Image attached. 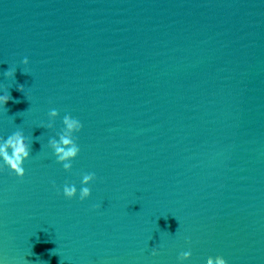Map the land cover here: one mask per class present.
I'll return each mask as SVG.
<instances>
[{"label":"water","instance_id":"water-1","mask_svg":"<svg viewBox=\"0 0 264 264\" xmlns=\"http://www.w3.org/2000/svg\"><path fill=\"white\" fill-rule=\"evenodd\" d=\"M7 92L31 151L0 168V264H264V0H0Z\"/></svg>","mask_w":264,"mask_h":264},{"label":"clouds","instance_id":"clouds-1","mask_svg":"<svg viewBox=\"0 0 264 264\" xmlns=\"http://www.w3.org/2000/svg\"><path fill=\"white\" fill-rule=\"evenodd\" d=\"M21 63L27 65L28 58L24 57ZM16 69H7L4 74L5 76H15ZM27 74V72H23ZM24 85L17 84V90L23 92ZM13 99L10 92L0 95V104L5 105L9 100ZM58 115L56 109H51L48 112L49 122L47 127H52V118ZM63 128L57 133V137L49 138L48 145L53 150V155L56 157V161L62 164L65 171L71 169V161L79 153L80 149L76 143L77 137L74 133H78L82 128V123L70 114H65L62 118ZM28 138L19 129L12 132L6 138L0 137V159H2V166L0 168H7L10 174H14L18 178H22L25 174V168L23 163L30 155V145L27 142ZM95 179V173L87 172L82 174L81 187L79 189V199L83 201L90 196L89 182ZM54 185V182H53ZM55 186V185H54ZM62 194L65 198L71 199L77 194V188L74 183H65L62 188ZM93 207H99V205H93ZM157 249L152 248V255H157ZM191 256V250L182 251L179 253L177 259L184 261L189 259ZM205 264H227L226 259L221 255L215 257L208 256Z\"/></svg>","mask_w":264,"mask_h":264}]
</instances>
